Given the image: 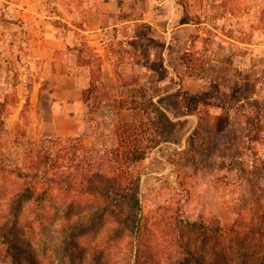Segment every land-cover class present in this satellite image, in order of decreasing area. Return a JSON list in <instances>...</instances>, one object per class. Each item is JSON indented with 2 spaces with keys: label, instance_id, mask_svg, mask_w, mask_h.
<instances>
[{
  "label": "rangeland",
  "instance_id": "374dc122",
  "mask_svg": "<svg viewBox=\"0 0 264 264\" xmlns=\"http://www.w3.org/2000/svg\"><path fill=\"white\" fill-rule=\"evenodd\" d=\"M59 1L0 0V264H30L11 258L7 240L30 247L34 264H264V0H226V14L225 0H189V21L212 49L208 60L220 64L210 62L214 83L200 99L178 89L159 51L144 60L112 40L104 59L81 30L54 26L62 21ZM92 82L110 102L88 110L83 94ZM142 90L155 102L148 113ZM247 96L263 103L261 127L257 110L240 106ZM115 100L138 107L125 110L126 119L149 128L154 142L142 165L138 237L109 215L93 221L97 203L80 193L55 192L40 217L24 202L14 220L11 198L23 181L10 171L33 161L49 139L64 140L53 151L66 157L67 139L83 135L86 116L92 131L99 122L105 131L122 128L109 119ZM230 109L239 114L234 123ZM190 111L204 119L193 140L198 120Z\"/></svg>",
  "mask_w": 264,
  "mask_h": 264
},
{
  "label": "trees",
  "instance_id": "16d2710c",
  "mask_svg": "<svg viewBox=\"0 0 264 264\" xmlns=\"http://www.w3.org/2000/svg\"><path fill=\"white\" fill-rule=\"evenodd\" d=\"M174 1L182 7L184 15L190 18L188 12L189 0ZM226 4V0L222 2L224 14L227 13ZM262 11L264 12V8ZM53 23L58 28L70 29L62 21L55 20ZM135 32L136 36L126 43L124 48H126L127 54L131 52L135 57L139 58L140 48L150 43L151 28L148 25L139 24L136 26ZM194 41L195 39L192 40L190 47L182 54L183 67L178 75V83L181 87L184 80L203 78L201 71L206 61L208 50L206 48L204 53L194 50ZM6 63L10 74L15 77L14 63L12 61H7ZM13 83L15 86V82ZM107 94L108 91L106 89L102 90L99 85L92 82L83 94V103L88 110H93L95 107L98 109L102 103L110 102ZM194 97L200 99L199 95H194ZM142 98L146 99L143 100L140 109L144 113L153 110L155 102H153L154 99L149 95L148 91L142 90ZM157 103L163 105L160 100ZM4 104V102L1 103L0 107ZM117 104H112L114 107L117 106V108L112 111L110 118H108L113 122H117L120 119L122 128H114L115 124L111 122L113 128L105 131V128H101L102 123L99 122L98 130L92 131L86 116L83 120L85 125L83 135L75 138V140L73 138L67 139L66 149L68 153L66 157L58 156L53 151L54 146L60 145L64 140L61 138L49 139L45 146L37 151L33 161L28 163V165L15 166L14 170L10 171L12 176L23 181L21 188L11 198V210L14 220L19 218L24 202L30 201L37 216L40 217L39 215H43L45 202L55 192L59 194L62 191L66 196L80 193L87 196L92 203H97V206L92 211L93 221H100L105 215H109L119 225L134 234L135 237H138L139 228L142 226L141 201L139 198L141 178L143 176L142 165L147 159L149 150H151L154 142L152 138L146 136L149 128L143 129L142 127L140 130L137 128V124L126 119V111L133 112L138 107L125 108L122 101H118ZM262 104L253 96L245 97L240 103L243 111L244 108L250 107L257 110L255 120L257 121L256 125L258 124L260 127L262 125ZM236 112L232 109L228 111L231 123H234L239 116ZM243 113L250 115L248 112ZM188 115H193L198 120V130L192 136L191 140H193L198 136L197 132L199 129H203L204 119L201 115H197L192 111ZM232 125L230 124L227 129L228 135L229 132L233 131ZM83 138L90 139V142L88 144L85 143L82 141ZM85 204L87 203L80 205ZM72 205L73 201L69 202V208ZM118 208L124 211L122 219L119 216L122 212L118 211ZM73 237L74 235L70 233V236L65 238V244L68 249H71L74 245L71 241ZM5 244L7 245L6 251L16 262L21 257H27L29 258L28 262L34 264L35 259H30V247L29 249L24 248L19 242L13 240H7Z\"/></svg>",
  "mask_w": 264,
  "mask_h": 264
},
{
  "label": "crops",
  "instance_id": "0c3cea01",
  "mask_svg": "<svg viewBox=\"0 0 264 264\" xmlns=\"http://www.w3.org/2000/svg\"><path fill=\"white\" fill-rule=\"evenodd\" d=\"M56 4L60 7L58 18L69 27L85 33L89 37L88 42L95 47L100 57H111V41L121 40L124 44L130 42L136 36V26L144 24L151 28L150 43L140 48V56L144 60L151 59L159 51L165 67L174 75V84L180 91L200 95L214 83L209 71L206 73L210 62L217 63L214 58L208 60L212 51L209 47L201 71L203 78L184 80L182 87L178 83V75L183 67V52L190 47L194 39V50L204 53L206 45L204 36H198L199 24L190 22L182 7L174 0H61ZM76 23H81L82 27L78 28ZM56 30L60 31L57 28ZM72 32L70 30L69 35ZM232 52L233 50L229 57L233 56ZM229 57L227 60H230ZM109 62L112 61L109 59ZM219 82L222 83V78ZM229 83L234 88L238 80L230 76ZM230 86L229 89H232Z\"/></svg>",
  "mask_w": 264,
  "mask_h": 264
}]
</instances>
